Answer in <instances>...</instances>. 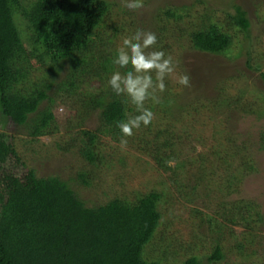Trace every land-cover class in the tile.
Listing matches in <instances>:
<instances>
[{
	"label": "rangeland",
	"instance_id": "obj_1",
	"mask_svg": "<svg viewBox=\"0 0 264 264\" xmlns=\"http://www.w3.org/2000/svg\"><path fill=\"white\" fill-rule=\"evenodd\" d=\"M36 1L23 0L30 6ZM106 1L110 2V10L97 33V42L93 44L95 55L98 58L115 57L125 37L138 29L154 32L157 44L147 51H164L166 57L172 58L176 70L166 77V90L162 93L157 90L155 95L162 100L164 93L167 94L170 100L182 104L184 110L171 103V109L164 113L163 108L158 105L155 108L152 103L156 109L151 122L152 136H144L150 131L141 126L132 136L122 138L127 140L122 145L121 139L118 141L113 136L101 134L97 145L99 163L92 165L81 154V142L75 143L71 150L67 143L81 137V130L95 132L100 128L97 112L84 129L78 127L83 97L95 88L85 82L86 78L81 74L75 78L80 86L68 85L69 63H63L51 76L47 73L51 70L49 66L39 61L51 57L43 59L40 53L31 59L33 74L28 79L29 86L44 88L47 85L49 99L44 106L54 100L56 123L51 130L58 131L33 139L10 121L4 126L0 124V132L15 138L13 143L29 168L35 169L41 177H61L89 206L102 205L108 195L134 201L157 193L163 219L145 250L147 260L184 264L191 256H197L201 264H264V221L258 222L255 230L247 229L245 225L235 223L238 218L234 208L241 204H222V200L234 202L243 198L256 202L264 213V151L259 142L264 119L257 115L264 110V61L261 66L254 59L251 61L253 68H249L246 53L250 44L264 53V0H143L144 6L137 11H129L125 0ZM234 5H241L248 14L250 39L234 28L238 38L229 55L217 56L194 50L189 30L202 26L204 16L233 32L230 19L236 14ZM168 9H185L183 14H190L177 22L168 18L165 12ZM204 23L208 25V19ZM18 27L26 49L30 50V28L21 23ZM35 37H39L38 34ZM117 70L122 75L125 73V69L118 66ZM177 74L188 75L190 86H178ZM16 90L25 91V87ZM170 129L175 138H180L177 144L183 143L178 145V151H181L178 154L180 161L187 165L179 168L177 163L180 161H172L169 164L171 170L167 171L160 169L153 157L140 149L144 137L154 140L158 132L167 135L166 130L170 132ZM232 140L239 145L247 143L248 151L245 149L242 153H249L257 170L245 176L239 174L240 184L234 178L240 191L226 195L229 175L220 167L217 149H223L224 144ZM81 173H89L90 186H84L82 180L77 179ZM217 249L224 253V260L212 263L208 258Z\"/></svg>",
	"mask_w": 264,
	"mask_h": 264
},
{
	"label": "trees",
	"instance_id": "obj_2",
	"mask_svg": "<svg viewBox=\"0 0 264 264\" xmlns=\"http://www.w3.org/2000/svg\"><path fill=\"white\" fill-rule=\"evenodd\" d=\"M109 3L106 0H37L30 6L23 0H0L2 126L12 121L18 130L23 129L33 139L58 131L51 130L56 123L54 100L44 106L49 99L47 85L44 88L29 86L28 79L33 74L31 59L41 53L43 59L51 57L39 60L49 66L51 70L47 73L51 76L63 63H69L71 73L67 78L68 85L80 86L75 78L81 74L82 78L88 79L85 82L95 88L94 92L83 97L78 127L84 129L97 112L100 128L95 132L81 130L83 135L68 142V148L71 150L75 143L81 142L83 158L97 165L100 135L113 136L118 141L124 138L117 125L138 113L127 97L116 96L108 86V79L117 70L113 63L115 57L98 58L93 50L99 36L97 33L108 16ZM233 8L236 12L230 19L233 32L224 30L222 24L206 16L199 29L189 30L194 50L217 56L229 55L238 38L234 28L240 29L250 39L251 22L247 12L241 5H234ZM184 11L168 9L165 12L168 18L178 22L185 15L189 16L190 13L183 14ZM206 19L208 25L204 23ZM18 23L30 28V50L26 49ZM37 34L39 37H35ZM35 49H39L38 52ZM246 53L249 68H253L251 61L254 59L262 66L264 53L254 49L252 44L247 45ZM129 70L131 65L125 72ZM77 82L89 86L85 82ZM20 86L25 87V91L16 90ZM165 95L159 103H155V108L158 105L164 113H168L171 103H174L178 109L184 110L177 100H170ZM152 103L147 101L145 107L156 112ZM261 110L257 115L259 119H264V110ZM173 115L176 116L175 112ZM147 128L150 133L144 136H152V124ZM166 132L167 135L158 132L154 140L144 137L140 150L153 157L160 169L168 171L172 161L181 160L178 145L183 143L177 144L180 138H175L173 130ZM260 134V149L264 151V129ZM14 139L0 132V264H160L144 256L163 219L157 193L134 201L108 195V200L102 205L89 206L61 177H41L35 169L29 168L16 149ZM234 140L225 143L223 149H217L219 166L229 175L225 184L226 195L239 193V174L245 176L257 170L249 153H242L245 149L248 151L247 143L239 145ZM177 164L179 168L187 165L185 161ZM88 177L89 173H81L77 179L88 187ZM222 201V204H241L234 208L238 218L236 224L255 230L258 222L264 221V213L256 202L243 198L234 202ZM223 254L217 249L208 259L212 263L220 262L224 260ZM184 264L201 262L197 256H191Z\"/></svg>",
	"mask_w": 264,
	"mask_h": 264
},
{
	"label": "clouds",
	"instance_id": "obj_3",
	"mask_svg": "<svg viewBox=\"0 0 264 264\" xmlns=\"http://www.w3.org/2000/svg\"><path fill=\"white\" fill-rule=\"evenodd\" d=\"M143 6V0H125V7L129 11H137ZM156 44L157 36L154 32L138 29L122 40L115 54L114 65L119 69H126L131 65V70L123 75L119 70L114 71L108 79V86L116 96L127 97L138 113L117 125L123 137L132 136L134 130L141 126L147 127L152 122L154 113L145 104L149 100L159 103V98L154 93L157 90L164 92L166 77L176 71L172 58L166 57L164 51H147ZM175 81L182 88L190 86V78L186 74H177ZM126 143L127 140L121 139L122 145Z\"/></svg>",
	"mask_w": 264,
	"mask_h": 264
}]
</instances>
